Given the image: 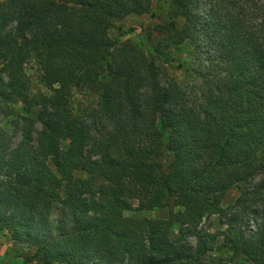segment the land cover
I'll return each mask as SVG.
<instances>
[{
	"label": "trees",
	"instance_id": "16d2710c",
	"mask_svg": "<svg viewBox=\"0 0 264 264\" xmlns=\"http://www.w3.org/2000/svg\"><path fill=\"white\" fill-rule=\"evenodd\" d=\"M167 2L162 23L152 0H0L7 257L264 264V0ZM131 14L146 15L139 41L119 38ZM187 41L180 79L171 55ZM77 91L93 97L79 111Z\"/></svg>",
	"mask_w": 264,
	"mask_h": 264
},
{
	"label": "rangeland",
	"instance_id": "374dc122",
	"mask_svg": "<svg viewBox=\"0 0 264 264\" xmlns=\"http://www.w3.org/2000/svg\"><path fill=\"white\" fill-rule=\"evenodd\" d=\"M152 7L156 9L157 14L159 15V21L162 23H167L169 20V7L167 0H152ZM147 19L146 15H128L125 19H123L118 25H121L122 29L126 31V34L122 37H119V32L117 27L112 28L110 30L113 36L119 37L120 39L131 38L135 41H139V32L141 31L142 25H146ZM160 35L157 34L153 38V42L157 40ZM192 46L187 41L183 45L177 47L176 52L171 55V66L169 68V73L171 75H175L178 78L182 79L185 74V69L188 64L191 62L193 58ZM145 50H148V47H145ZM26 71L31 79V87L34 90L41 89L43 91H47L46 88L39 82L38 79V71L33 62L28 63L26 65ZM93 102V97L83 91H77L73 97V107L74 110L79 111L82 107ZM12 117H5L1 119L3 126L7 129L8 132L12 133L13 126L11 122ZM17 138V137H16ZM236 196L235 191H230L223 198V205H227L231 203ZM166 214V210L159 209L147 212V216L149 217H162ZM210 231H218L221 229V224L218 222L217 216H211L204 223ZM177 229H173L171 232V237H176ZM12 248V241L10 239V235L6 230H0V264H37V263H27L21 257H7V252ZM222 254H224L222 252ZM58 264V263H56Z\"/></svg>",
	"mask_w": 264,
	"mask_h": 264
}]
</instances>
